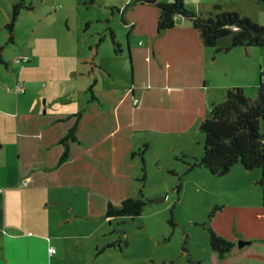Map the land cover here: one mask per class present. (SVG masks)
I'll use <instances>...</instances> for the list:
<instances>
[{"label":"crops","instance_id":"crops-1","mask_svg":"<svg viewBox=\"0 0 264 264\" xmlns=\"http://www.w3.org/2000/svg\"><path fill=\"white\" fill-rule=\"evenodd\" d=\"M17 1L0 0V264H85L84 256H92L93 250V244L89 251L84 250L86 238L92 237L85 234L87 223L91 226L95 219L105 218L109 201L119 203L127 197H139L137 187L142 186L136 173L140 171V160L134 152L142 143H148L149 147L158 138L165 150L181 146L184 149L181 157L186 162L202 158L203 153H191L182 144L188 141L190 133L200 131L199 124L209 105L225 98L231 88L228 83L211 79L215 72L228 74L226 66L233 65L232 58L216 65L217 54L230 55L234 50L236 63L243 64L239 60L244 53L237 49H247V55L260 50L254 46H235L227 51L201 44V71L182 69L173 52H168L165 68H159L150 46L156 36H162L156 33L154 20L153 3L159 0H130L129 4L128 0H102L105 12L111 11L112 15H106L107 25L100 36L108 28L115 32L109 18L119 12L121 24L128 29V52L130 47L136 49L135 61L143 66L137 70L141 82L134 84L133 79H121L127 71L125 41L116 35L122 44L119 53L112 40L113 48L105 50L100 43L95 46L93 42L85 44L79 40L72 44L68 33L80 29L72 21L73 16H68L67 5L66 11L57 7L58 0H25L32 7L19 14L15 40L9 42L6 25ZM252 3V0H198L196 4L186 0L189 7L204 15L215 11V5L219 4L223 9L252 16L249 11ZM135 4L140 34L123 20V9L126 6L132 9ZM53 8L62 13L63 25L52 13ZM254 16L257 19L258 13ZM185 20L189 21L177 16L176 25L191 27ZM87 26L88 23L84 29ZM230 42L231 38H224L219 43L226 46ZM204 47L214 48L216 53L211 54ZM102 51L107 62L99 55ZM24 54L30 58L27 63L15 61ZM50 56L54 58L47 62ZM37 64L53 66L59 75L53 74L51 83L38 75L29 76L30 69ZM208 65L214 66L213 70L208 72ZM223 68L226 70H218ZM182 73L186 76H181ZM95 74L98 77L93 89L97 100L88 102ZM57 78L60 81L56 82ZM16 84H22L24 90H8ZM81 110L70 156L57 166L63 152L60 141ZM195 169L209 171L204 166L191 170ZM233 169L221 176H225L228 185H232V179L242 178V168H237L238 172ZM217 177L207 176L208 182H219L213 180ZM254 177L259 179L257 175ZM168 195L170 200L172 195ZM257 204L260 203L250 205ZM50 246L56 247L54 254L49 252ZM76 256L82 257L77 260Z\"/></svg>","mask_w":264,"mask_h":264},{"label":"rangeland","instance_id":"rangeland-1","mask_svg":"<svg viewBox=\"0 0 264 264\" xmlns=\"http://www.w3.org/2000/svg\"><path fill=\"white\" fill-rule=\"evenodd\" d=\"M90 1L58 0L57 7L66 11L68 6V16L70 14L73 16L72 21L80 29V32L71 30L67 38L72 44L75 41L83 40L85 44L89 41L90 43L93 42L95 46L98 43L104 44L103 50L108 47L112 49L110 33L106 31L104 36H100L107 25L106 15H112V12H105L102 0ZM188 1L196 4L198 2V0ZM252 2L253 6L249 9L251 17L264 24V5L255 0ZM55 4L53 3V5ZM256 8H259L260 11H257ZM52 13L59 23L62 20V13L54 8ZM254 13H258L257 19H255ZM109 20L110 26L113 27L114 25L116 35L125 41L124 59L126 60L127 71L121 79L130 81L132 80L133 68L126 46L128 29L121 24L119 12ZM184 22L189 26L191 25L187 20ZM87 23L89 26L84 29ZM61 24L63 25V23ZM49 27L52 29L53 26L49 25ZM204 49L210 50L211 54L216 53L214 48L204 47ZM254 49L260 51L255 55H247V49L236 50L244 53V57L239 60L244 62L243 64L236 63L234 50L232 53L230 52V55L223 53L225 56H221L222 54H217L219 57L216 60V65L229 61L230 58H232L233 65L228 64L226 66L228 74L215 72V76L211 79L216 83H228L231 87L242 86L248 95L255 96L260 80H258L257 69L260 75L261 67L264 66V45L254 46ZM99 55L107 62L108 58H106L104 51L100 52ZM211 57L213 58L214 55ZM53 58L50 56L47 62ZM212 58L210 59L212 60ZM255 60L258 62L255 63ZM213 67L208 65L206 69L209 68V72L211 69L213 70ZM53 74L55 77L59 75L58 70H54L53 66L44 67L37 64L33 69H30L28 75H38L42 80L51 83L50 78L54 77ZM95 77L98 75L95 74L93 79ZM58 81L60 79L56 82ZM253 85L255 86L253 87ZM189 135L188 141H183L182 145H185L184 147L191 153L200 152L199 155L204 153V133L198 131ZM163 145V142L157 138L154 144L148 148H145L142 143L136 151V157L140 160V171L136 174L141 177L143 165L146 166L145 181L138 180L140 187H144L143 199L147 202L143 213L135 218L131 216L115 217L112 221L108 218L95 219L91 226L87 223L84 230L85 234L90 233L92 237L86 236L84 250L88 249L89 251L92 244L93 250L92 256H84L85 264H210L212 249L206 223L212 207L220 203L235 206H251L250 204L258 202L260 204L257 205H261L263 203L261 188L256 182L258 178L255 179L254 177L257 175L260 179V169H247L241 163H237L233 168H242L240 169L242 170L240 174L242 178L232 179V185H228L224 182L225 176H219V178L213 179L219 182L210 184L208 182L210 179L207 176L212 174L209 171L188 168L189 162L181 157L184 151L181 146L175 149V146H172L165 150L166 147ZM237 168L233 169L234 172H238L239 169ZM135 183L137 184V182ZM138 190L140 189L137 187L136 195L140 196ZM166 193L172 195L170 200L165 199ZM171 217H173L174 225L169 221ZM76 229L80 231L79 227ZM80 257L82 256H76V259L78 260Z\"/></svg>","mask_w":264,"mask_h":264},{"label":"trees","instance_id":"trees-1","mask_svg":"<svg viewBox=\"0 0 264 264\" xmlns=\"http://www.w3.org/2000/svg\"><path fill=\"white\" fill-rule=\"evenodd\" d=\"M255 1L264 5V0ZM137 4L132 9L126 6L122 12L124 22H130L133 32L140 34V17L134 11ZM153 4L156 33L162 36H156L150 46L152 57L159 68H165L169 59L168 52H173L178 58V66L182 69L186 71L200 68L201 71V44L227 51L235 46L264 45V24L241 11L226 10L217 4L215 11L204 15L189 7L186 0H159ZM31 7L25 0H18L14 4L11 19L6 25L9 42L15 40V25L19 14L23 9ZM177 16L188 19L192 26L178 27ZM108 31L116 52H121V41L111 28H108ZM224 38H231V42L221 46L219 42ZM164 44L166 46H163ZM135 51L136 49L130 47L134 84L141 82L138 80L137 70L143 68L135 61ZM181 76L186 74L182 73ZM260 76L255 96L248 95L242 86H234L227 90L223 100L213 101L209 105L199 124V130L205 135L203 156L200 159L194 157L193 161L188 163L189 169L204 166L216 176L228 174L237 163L247 169L261 170L258 181L263 195L261 205L235 206L220 203L212 207L206 223L212 249L210 264H264V66L261 67ZM95 83L96 79L90 85L91 97L88 102L97 100L93 89ZM82 113L83 110L77 114L74 124L60 141L63 152L57 166L70 156V144L76 139ZM143 146L148 148V143ZM134 154L136 155V152ZM142 171L139 181L144 182L145 165ZM143 196L144 187H141L139 197H127L119 203L109 201L104 217L112 221L115 217L140 216L147 203ZM169 221L174 225L173 217Z\"/></svg>","mask_w":264,"mask_h":264},{"label":"built area","instance_id":"built-area-1","mask_svg":"<svg viewBox=\"0 0 264 264\" xmlns=\"http://www.w3.org/2000/svg\"><path fill=\"white\" fill-rule=\"evenodd\" d=\"M29 59H30L29 56L24 54V55H21V56L17 57L15 59V61H17L18 63H27L29 61ZM8 90H10V91H21V90H24V87H23L22 84H16L13 87H9ZM168 198H169V195L167 194L165 196V199H168ZM49 252L51 254H54L56 252V247L55 246H50L49 247Z\"/></svg>","mask_w":264,"mask_h":264},{"label":"water","instance_id":"water-1","mask_svg":"<svg viewBox=\"0 0 264 264\" xmlns=\"http://www.w3.org/2000/svg\"><path fill=\"white\" fill-rule=\"evenodd\" d=\"M145 1H148V2H155V0H145ZM130 3V0H128V4Z\"/></svg>","mask_w":264,"mask_h":264}]
</instances>
